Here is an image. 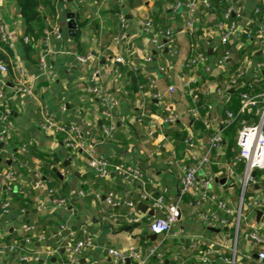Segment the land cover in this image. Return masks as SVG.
Listing matches in <instances>:
<instances>
[{
  "label": "crops",
  "instance_id": "obj_1",
  "mask_svg": "<svg viewBox=\"0 0 264 264\" xmlns=\"http://www.w3.org/2000/svg\"><path fill=\"white\" fill-rule=\"evenodd\" d=\"M51 1L55 5V19H46L43 37L36 41L29 40L33 50L26 55L21 45L25 27L15 0H0V20L10 24L15 32L12 60L25 69L24 81L31 87L30 94L17 93L10 74L0 79V86L9 99L14 125L11 142L0 146V206L4 201L10 205L7 215L0 208V247L3 249L0 264H58L60 260L66 261L68 255L65 252H54L59 245L54 235L60 223L70 227L78 238L90 236L93 240L92 248L83 255L79 264H115L107 255L108 248L122 252L130 248L139 249L144 256L149 246L160 242V237L154 240L148 238L151 233L146 224L131 227L122 220L119 224L102 220L104 215L111 213L104 203L105 195L112 193L122 200L134 199L136 187L114 176L99 179L88 169L87 158L83 154L68 152L59 135L44 136L38 128L40 106L46 105L57 123L77 126L87 144L108 161L140 167L153 179L154 192L167 188L176 193L181 176L180 166L189 162L186 149L180 147L183 141L176 142L175 133L185 135L190 130L195 138V154L203 155L209 136L224 124L225 105L229 101L228 93L218 95L216 87L226 83L225 79H229L235 69L242 70L245 81L257 76L260 78L256 65L264 62V38L258 35V31L264 29V23L254 11L259 9L264 12V0H224L225 7L233 8L237 32L227 44L229 58L223 64H217L218 49L222 47L219 41L222 12H206L200 8L193 29H189L185 14L170 10L176 0ZM43 12L45 16L49 15L47 9ZM75 12L79 13L80 23L75 36L77 41L68 36L66 28V14L74 15ZM142 21L152 23V34L170 30L176 55L171 56L164 49L156 50L150 42L151 34L139 27ZM56 30L58 38L55 37ZM244 32L247 34L245 40L241 41ZM120 34L125 38L115 41ZM42 39H48V49L39 46ZM42 50H45V61L55 73L53 82H49L38 69V53ZM194 52L207 56L210 72L205 71L204 66L195 67L190 73L183 68L185 60ZM1 53L5 52L0 45ZM87 56L90 59L85 63L78 60ZM146 59H149V63L145 62ZM117 67L123 68L124 72ZM126 71H132V74H126ZM94 72H97L95 83L107 87L119 101L118 113L123 120H117L116 132L110 140L103 137L99 106L88 92L93 85L90 77ZM149 76L154 80V89L148 88ZM187 78L195 79L193 94L195 90L198 91L206 103L204 116L208 121L207 128L202 124L201 128L195 127L196 123L187 113V109L199 105V96H188L181 91L182 83ZM140 81L143 83L138 84ZM198 84L200 87H197ZM169 87H173L175 93H169ZM156 92L161 94V100L154 98ZM170 111L177 114V121L173 125L162 124V119ZM141 114L143 117L138 121ZM176 123L181 126L175 127ZM225 129L221 135L223 151L212 153L199 177H210L213 193L236 209L237 187L229 182L220 183L222 179L229 178L224 169V165L228 164L222 159L229 139ZM233 141L235 143V137ZM177 143L179 149L175 150ZM171 151H175L174 158ZM16 156L27 161L29 169L17 171V181L8 189L3 174L15 169ZM42 170H50L64 185L67 208L54 206L47 185L40 188L35 184L33 171L41 173ZM255 176L258 185L249 189L247 197L264 196L262 175L257 173ZM95 195H99V198H95ZM22 204L26 206L24 210L20 209ZM180 210L173 236L164 245L165 260L162 264H170L169 259L175 249L181 244H188L193 237L202 238L220 255L229 254L228 250L233 246L230 231L226 228L222 231L205 229L199 217L193 214L210 211V205L201 203L193 211L184 200ZM114 211L119 212L117 209ZM260 212L262 215L257 220L256 212L244 211L245 224L241 225L235 242L240 264H259L253 255L264 253V245H258L248 238L252 229L264 236V209ZM27 226H32L34 230L26 231ZM38 236L44 237L43 241H37ZM10 245L16 249L8 253L4 248ZM21 254L30 259L27 262L19 260ZM34 258L37 260L34 261ZM128 264L134 263L131 261ZM148 264L160 263L150 259Z\"/></svg>",
  "mask_w": 264,
  "mask_h": 264
},
{
  "label": "built area",
  "instance_id": "obj_2",
  "mask_svg": "<svg viewBox=\"0 0 264 264\" xmlns=\"http://www.w3.org/2000/svg\"><path fill=\"white\" fill-rule=\"evenodd\" d=\"M3 1V0H1ZM200 8L205 10L210 9L207 0H176L170 6L172 12H183L186 17V25L189 29H193ZM254 13L258 15L262 23H264V12L255 9ZM234 14L233 8L228 7L222 15V21L219 25V41L222 46H227L232 36L237 32L236 20H230ZM121 22L124 23L122 17ZM14 24V23H13ZM139 27L145 33H150V42L156 50H167L171 56L176 55L174 49V37L170 30L153 32V26L150 21H142ZM56 30L55 37L59 34ZM249 33V32H248ZM258 35L264 38V29L260 28ZM249 37V36H248ZM125 36L120 34L115 38V41L123 40ZM24 43H29V39L23 37ZM0 43L7 45L12 50L15 43V32L11 25L0 20ZM43 45L44 49H48V39H42L39 46ZM45 51V50H44ZM43 50L38 53V69L48 79L53 82L55 73L53 68L45 61V52ZM51 50H49L50 52ZM229 58V53L226 50L223 55L217 60V64H223ZM90 57L78 58L82 63L89 60ZM118 61V60H116ZM149 63V59H146ZM204 66L205 71H209L207 66V56L201 52L192 53L183 65V68L188 72H192L195 67ZM137 70V69H134ZM256 71L260 74L264 71V62L256 65ZM10 74L15 82L14 90L21 94H30L31 87L24 81L26 72L25 69L16 61L10 60L9 63L0 61V79ZM97 72L92 73L90 81L93 84L88 88V92L96 99L100 116L102 119L101 131L104 139L110 140L113 138L117 120L121 122L122 117L119 116V101L105 87L95 83ZM260 78L254 77L251 81H245L242 70H237L229 81L216 87L218 95H226L229 91L237 87H246L247 91L240 93L239 108L236 114L231 111L226 112L225 120L222 128L211 134L207 141V147L204 154L199 156L195 154L196 146L195 138L190 130H187L184 135V148L186 149L187 165L180 166V181L176 193L170 192L167 188L155 189L153 179L146 175L140 167L127 163H112L108 159L95 151L88 145L79 128L73 124L57 123L50 113L46 105H41L39 109L38 128L44 136L59 135L63 147L70 153L83 154L87 158L88 169L99 179H107L114 176L127 185L136 187V197L134 199L122 200L115 197L112 193H108L104 197V203L111 209V213L104 215L102 220L105 222L119 224L122 220L126 225L146 224L148 231L160 237V242L149 246L146 254L143 256L139 249H128L120 251L114 248L106 250L107 255L111 257L115 264H126L132 261L134 264H148L150 259H156L160 264L165 260V244L173 236V228L177 224L180 215V204L183 197H188V205L192 210H197L201 203H207L211 206L208 212H193L199 217L201 224L205 229H215L222 231L224 228L229 230L233 237V246L228 250V255L223 256L215 252L214 248L207 244L200 237H193L186 245H179L175 252L170 256V264H240L235 248L236 238L242 224H245L244 211L252 212L262 211L264 209V196L247 197L249 189L257 186L256 176H252V172L260 173L263 178L264 186V92L252 94L248 90L253 89L254 82ZM148 88L154 89V80L149 76ZM195 79H184L181 91L188 96H191L194 89L192 88ZM169 93H175L173 87L168 88ZM156 100H161L162 96L156 92L154 94ZM8 98L5 91L0 86V145L9 144L12 140L13 121L11 110L9 107ZM63 108V105L61 107ZM187 113L195 123H200L207 128L208 121L205 116H201L199 109L192 106L187 109ZM246 113L251 114L250 120H240V127L237 129L235 136V146L237 154L232 164L224 165L227 175L233 180L234 185L238 189V205L236 209H232L227 203L219 198L211 189L212 179L210 177L200 178L199 172L209 163L212 153H221L222 150V130L232 125L236 117ZM143 114L140 115L138 121L141 120ZM177 114L173 111L168 112L167 116L162 119V124L173 125L177 121ZM151 135V133H149ZM171 156L175 157V151H171ZM15 169L6 171L3 174V179L10 189L17 181L18 172L20 170H28L29 164L27 161L15 160ZM235 165L241 166V171ZM35 184L43 188L46 186L45 180L39 171H33ZM49 195L52 197V203L56 207L67 208L68 200L64 197L57 196L55 190L47 188ZM55 195V197H53ZM99 198V195H95ZM138 203L147 206V210L142 213L137 209ZM1 211L7 215L10 212L8 201L1 203ZM117 209L119 212L114 211ZM153 211V216H149L147 212ZM222 213V214H220ZM250 228H253L252 226ZM26 231L32 232V226H27ZM54 237L59 240L58 247L54 250L55 253L62 250L68 255L66 261L60 260L58 264H79L83 255L88 252L93 246V240L90 236L78 238L74 231L65 223H60L57 226ZM248 238L258 245H264V236H260L255 229H252L248 234ZM44 237L38 236L37 241H43ZM4 249L11 253L16 247L13 245L7 246ZM3 249L0 247V262L3 256ZM30 258L25 254L19 256V260L27 262ZM37 259L34 258V261ZM259 264H263L264 253L257 255Z\"/></svg>",
  "mask_w": 264,
  "mask_h": 264
},
{
  "label": "trees",
  "instance_id": "obj_3",
  "mask_svg": "<svg viewBox=\"0 0 264 264\" xmlns=\"http://www.w3.org/2000/svg\"><path fill=\"white\" fill-rule=\"evenodd\" d=\"M78 1L79 0H75L76 3ZM208 3L210 5L209 10H205L202 8L206 12H211L214 10L217 13L218 12L224 13L226 11V9L228 8L227 6L225 7L224 0H211V1H208ZM15 4L18 8L20 17H21L23 24H24V27H25L24 37L29 39V40H33V41H36L40 37H43L44 33H45L44 22L46 21V19L47 18L55 19L54 16L56 14V11H55L54 3L51 0H15ZM44 9L45 10L47 9V11L49 13L48 16H45V14L43 12ZM222 13L220 15L221 21H222ZM78 18H79V13L75 12L74 19L76 21L77 26H80V23L78 22ZM233 19H235L233 16L230 17V20H233ZM246 34H247L246 32L243 33V35L240 39L241 41L245 40ZM76 39H77V37L73 38V40H76ZM0 45L2 46V49L5 52V53L0 54V61L8 64L9 61L12 60V58H13L12 57V55H13L12 50L9 49L7 47V45H5V44L0 43ZM21 45H22L23 51L26 55L30 51L33 50V46L30 43H24L23 39L21 40ZM226 50H227V46L220 47L218 49V51H219L218 57L220 58ZM117 69L124 72L123 68L117 67ZM236 71H237L236 69L233 70L232 76L230 78H232L234 76ZM126 74L131 75L132 71H126ZM200 78L204 82V77L202 75L200 76ZM230 78L229 79L226 78L225 80L229 81ZM251 80H248V81H251ZM141 83H143V82L140 81L138 84H141ZM135 85L137 86V84H135ZM197 87H200V84H198ZM243 91H247V88L246 87H244V88L243 87H237L233 91L228 92L229 101H227V104L225 105V113L224 114H226V112H228V111H231L234 114L237 113L238 108H239V102H240V93ZM248 91L250 93L252 92V94L264 92V71L262 73H260V79L256 82H254L253 89L248 90ZM193 95L199 96V92L195 90V94H193ZM197 108L199 109L200 115L204 116V114H205L204 112L206 109V103L200 96H199V105ZM250 116H251V114H249V113H246L242 116L238 115V117H236L234 123L225 129L226 134L229 135V139L227 141V148H226L225 153H224L223 158H222L224 163L231 164L232 162H234V159H235L237 152H236L235 143L233 141V137H235L237 129L240 127V120H244V119L250 120ZM174 126L180 127L181 124L176 123ZM195 127L201 128L202 126L200 123H196ZM174 137H175L176 142H182L184 139V134L180 133V132L175 133ZM174 149L175 150L179 149L178 143L174 146ZM16 159L19 161L23 160L22 157H17V156H16ZM235 167H237L238 169H241L240 165H235ZM41 175L44 178L45 183L49 189L55 190L57 192V194H56L57 196L59 195L60 197L66 198V196L64 194L66 191V189L64 188V185L62 184V182H60L57 179V177L50 170H42ZM53 197H55V195ZM182 200L183 201L185 200L188 202L190 199L188 197H183ZM20 207H21L20 209H23V210H24V208H26V206H24L23 204L20 205ZM26 236H27V234H26ZM147 242H149V244H152V242H150V240H148ZM152 259H154V258H152Z\"/></svg>",
  "mask_w": 264,
  "mask_h": 264
},
{
  "label": "water",
  "instance_id": "obj_4",
  "mask_svg": "<svg viewBox=\"0 0 264 264\" xmlns=\"http://www.w3.org/2000/svg\"><path fill=\"white\" fill-rule=\"evenodd\" d=\"M66 28H67V34H68L69 37L73 38V37L77 36V25H76V23H75V21H74V15H73V13H67V14H66ZM115 64H116L117 66H120V65L117 64V63H115ZM231 91H233V90H231ZM1 145H2V144H1ZM1 145H0V146H1ZM180 147L183 149V148H184V144L181 143V144H180ZM55 173H56V172H55ZM255 174H256V172H252V176H255ZM56 175H57L58 177L61 178V176L59 175V173H56ZM226 182H229V183L234 184V183H233V180L230 179V178H228V179H222V180L220 181V183H226ZM233 186H234V185H233ZM137 209H138L140 212L144 213V212L147 210V206H146V205H143V204H141V203H138V205H137ZM147 214H148L149 216H153V211H152V210H149V211L147 212ZM261 215H262V213H261L260 211H257V212H256V219L259 220V218L261 217ZM138 226H139V224H134V225H132L131 227H138ZM224 230H226V229H224ZM215 231H217V230H215ZM156 237H157V236H156L155 234H150V235L148 236V238H149V239H152V240H154ZM253 257H254V259H257V255H256V254H254ZM128 263H129V261L126 260V264H128ZM263 264H264V261H263Z\"/></svg>",
  "mask_w": 264,
  "mask_h": 264
}]
</instances>
